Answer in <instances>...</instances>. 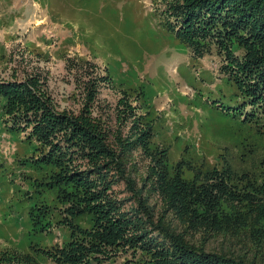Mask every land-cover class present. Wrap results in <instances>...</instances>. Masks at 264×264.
Returning a JSON list of instances; mask_svg holds the SVG:
<instances>
[{"label": "rangeland", "instance_id": "rangeland-1", "mask_svg": "<svg viewBox=\"0 0 264 264\" xmlns=\"http://www.w3.org/2000/svg\"><path fill=\"white\" fill-rule=\"evenodd\" d=\"M172 2L0 0V82L38 77L58 111L84 117L90 81L96 82L91 117L97 133L106 134L111 149L120 153L157 218H177L163 177L178 173L192 181L196 172L228 163L239 171L260 170L264 158V91L251 101L235 83L234 77L242 80L233 61L242 54L237 42L217 41L218 32L183 40V26L168 10ZM15 124L0 109V253L31 254L40 264H57L41 249L82 239L81 233L97 227L96 217L90 209L77 215L65 211L68 192L76 193L70 206L81 191L57 184L58 164L40 162L48 147L31 137L33 127L22 122L15 129ZM91 152L71 158L69 175L102 164L97 148ZM117 173L93 174L89 186L104 193L101 203L115 205L114 219L135 203L125 181L116 182ZM123 227L128 238L137 232L133 223ZM190 238L206 249L223 239L194 231ZM146 247L121 242L92 264H143Z\"/></svg>", "mask_w": 264, "mask_h": 264}, {"label": "trees", "instance_id": "trees-1", "mask_svg": "<svg viewBox=\"0 0 264 264\" xmlns=\"http://www.w3.org/2000/svg\"><path fill=\"white\" fill-rule=\"evenodd\" d=\"M168 10L183 26L180 36L187 42L215 36L216 32L221 37L217 41L222 40L223 44L235 39L237 51L242 54L233 61L242 72V80L234 77V81L248 99L258 101L264 91V0H173ZM225 48L229 56L233 55L230 45ZM96 87L97 83L90 81L91 100L84 108V117V113L75 116L67 110L58 111L38 77L0 82L1 111L14 120L15 129H21L22 122L33 127L31 137L38 140L42 149L48 147L40 162L58 164L57 174L61 173L58 178L62 182L57 184H73L81 191L70 206L69 198L73 199L76 193L68 192L65 211L77 215L90 209L97 221L94 230L80 234L82 239H73L58 249L41 250L57 264H92L94 260L100 263L101 256L126 242L143 250L148 246L143 264H264V158L260 160L263 165L260 170L244 166L239 171L228 163L205 173L196 172L192 181L178 173L163 177L166 200L177 218H157L142 187H137L132 174L123 168L120 153L111 149L106 134L97 133L91 117ZM62 131L65 133L53 139L56 132ZM147 133L140 138L144 139ZM93 147L102 154L103 158H97L104 159L102 164L75 169L69 175L71 158L79 156L78 153L85 158L84 154H90ZM111 170L118 171L116 182L124 180L131 196L128 198L135 200L118 219L110 217L115 205L112 203L113 208L101 203L104 193L89 187L93 174L106 176ZM56 178L57 175L53 182ZM90 202H97L98 207L87 206ZM129 222L137 230L130 238L123 230V225ZM189 227L193 230L187 233ZM193 231L205 238L223 239L220 238L215 249H206V245L190 238ZM38 263L31 254L0 253V264Z\"/></svg>", "mask_w": 264, "mask_h": 264}]
</instances>
